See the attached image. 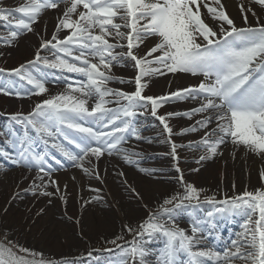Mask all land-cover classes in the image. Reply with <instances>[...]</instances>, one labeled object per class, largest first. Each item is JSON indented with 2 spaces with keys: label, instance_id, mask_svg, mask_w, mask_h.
Returning a JSON list of instances; mask_svg holds the SVG:
<instances>
[{
  "label": "snow or ice",
  "instance_id": "6c2138e0",
  "mask_svg": "<svg viewBox=\"0 0 264 264\" xmlns=\"http://www.w3.org/2000/svg\"><path fill=\"white\" fill-rule=\"evenodd\" d=\"M61 3L66 6L52 39L43 40L35 59L27 66L10 70V74L32 85L35 90L32 94L35 95L48 91L45 87L47 73L36 75L30 71L40 63L49 69L76 74L81 79L69 83L64 92L37 103L30 113L12 114L9 119L24 126L22 136L17 137L14 132L4 133L8 137L7 142L17 145V149L14 155H3L14 165L35 168L44 189L49 183L55 185L57 182L50 178L45 181L44 176L51 171L45 168L48 153L34 151L29 128L46 146L51 144V148L70 161L72 166L88 175L95 173L96 178L100 179L98 170L92 165V158L99 161L105 153L112 155L123 152L125 162L133 163L130 157L137 154L128 153L119 146L126 141L127 135L136 134L133 120L139 110L150 104L152 115L157 116V109L173 100L192 99L199 102L197 107L188 111L169 112L157 118L171 137L173 129L167 122L168 117L190 119L203 114L196 123L206 129L204 136L198 143L190 142L188 145L206 150L207 155L199 158L201 161L215 156L220 146L229 141L234 148L242 146L246 153L264 155V21L252 7L243 3L239 5L244 24L249 25L247 13L250 12L257 18L256 26L238 27L221 0H31V3L14 10L0 8V24H4L10 33L9 37L0 39L11 46L19 35L33 31L32 25L44 10H57ZM249 4L258 5L264 11V0H249ZM202 6L213 21L211 26L201 15ZM117 19L122 23H117ZM61 31H65L63 38L58 35ZM149 39L155 40L154 45L143 56L139 55L140 46ZM125 47L126 52L116 51ZM41 50H49L54 58L42 57ZM127 60L134 62L137 70L135 90L128 93L109 88L108 84L117 79L111 74L113 65L124 66L123 62ZM5 71L0 68V73ZM168 73H186L202 76L203 79L197 85L163 96L142 94L146 87L142 83L144 77ZM119 82L126 81L120 79ZM0 92L22 97L19 91L9 93L5 88H0ZM89 99L94 100L91 107L88 105ZM110 104L116 107H108ZM214 121L215 126L210 127ZM197 130L196 127L184 128L178 135ZM60 137L67 143H62ZM136 138L140 137L136 135ZM177 147L172 143L174 159ZM85 161L89 167H85ZM56 163L60 164L61 161L57 160ZM261 177L264 178V172ZM202 191L187 184L183 193L165 199L164 205L171 204L176 208L182 206L184 201L199 202ZM41 194L51 195L46 190ZM205 199L213 204L218 213L239 212L246 217L238 238L232 240L231 247L222 252L200 250V239H203L200 223L193 224L192 235L175 225L168 227L159 220L173 209L161 205L160 211L150 213L138 225L140 230L136 232L141 240L145 234L165 237L164 251L157 264H176L180 252L191 258L190 264H233L235 260L242 264H264V189L255 192L246 190L242 195L219 201L214 197ZM189 206L193 205L189 203ZM208 215L211 217L213 213ZM128 231L132 232L133 229L128 228ZM197 233H201L199 238ZM194 248L198 250L194 251ZM19 251L28 252L27 249ZM147 255L142 243L136 241L125 250L124 264H127L129 256L133 258V264H136V257H139L140 264H146ZM0 264L55 262L26 259L19 256L13 247L0 243Z\"/></svg>",
  "mask_w": 264,
  "mask_h": 264
},
{
  "label": "rangeland",
  "instance_id": "374dc122",
  "mask_svg": "<svg viewBox=\"0 0 264 264\" xmlns=\"http://www.w3.org/2000/svg\"><path fill=\"white\" fill-rule=\"evenodd\" d=\"M14 2L17 1L0 0V8L6 9L8 6H13L18 3L17 2L14 4ZM252 5L254 6V9L259 12V15L264 13V11L260 10L258 5ZM49 14L50 13H44V15L48 17ZM247 16L248 19L252 18L257 22V18L254 16L252 17L250 13H247ZM232 19L236 25L239 23L241 26L244 22L242 14L239 13V11H235ZM260 19L261 21H264V14L260 17ZM32 28L33 31L24 32L19 35L18 38L12 42L11 46H8L3 42V39H0L1 68L7 70L15 69L21 65H24L28 60L30 61L35 59L36 52L38 49H40V44L44 40V38L40 35L46 34V30L38 32L40 29L36 30V24L33 25ZM9 36L10 33L8 29L4 26V24H0V37L7 38ZM48 36L49 35L47 33L45 38ZM47 40H49V38H47ZM122 49L123 48H118L117 50ZM48 52L49 51L47 50H41L40 54L42 57L53 59V57H49ZM142 53L143 50L140 47L138 54L142 55ZM123 68L129 72H133L130 64ZM112 71L114 75L123 77V80L126 81L125 83H119L117 79L114 80L113 82L118 84L117 89L123 91L133 90L134 77H132V74L125 75L123 73V69L117 66H113ZM51 75L55 77L54 73H51ZM56 76L60 77V83L57 89L52 86H45L48 91L41 95L33 94L34 97L29 92L28 94L31 98L24 99L26 98L24 96L20 100H15L17 101V103H15L16 107L11 105L13 102V99H11L13 97L11 95H0V110L3 112L7 111L8 113L18 112L21 109L20 106L23 104L24 108L21 110L27 111L30 104L40 103L44 99L49 98L51 95H57L64 92L59 90V87L67 86L64 81L69 80L73 83L74 81L80 79L79 77L72 78L65 73H59L56 74ZM126 76H130V78H127ZM62 78H64V81H62ZM144 80L146 81V87L143 90L144 96L158 97L159 95H164L165 93L172 91V88L166 89L164 83L159 86V82L153 81V79L149 78V76H146ZM188 85H192L191 81H189ZM51 88L54 89L53 92L50 91ZM188 102L194 103V101H186L185 105ZM181 104H164L157 109V115L165 116L169 112H180V109L182 108ZM173 106H176V109H174L175 107ZM147 107L152 113L151 105L149 104ZM155 118L156 122H154L152 128L149 129L151 130L149 134L154 135V137L148 136L145 139L134 138L130 143H128L134 148H136V146L151 147L150 149L141 148L142 151L136 152L137 155H132L130 158L134 161L133 163H126L123 159L124 164L128 166L131 171L142 175V177L139 178L135 175H125V179L130 188H138L140 186L139 184L142 183H144L147 188L148 186L150 188H155L156 182H162L169 184L176 189L175 194L165 198L170 199L177 193H183L187 184H192L197 189L203 190L201 192L199 201L202 204L209 205H211V203L207 202L205 199L206 197H214L215 200L219 201L225 199L226 197H236L238 195H242L246 190L255 192L256 190L264 189V178L261 177V173L264 172V168L259 166L257 169H255V160H253V158L247 160L248 156H246L243 152V147H241L242 153H239V148H234V146L229 141L226 145L220 146V149L215 156L202 161L199 158L203 155H207L206 150L202 147H188L190 142L198 143L206 131V129L200 128L196 123L197 120L201 119L199 114L192 116L190 119L180 116L168 117L167 122L173 129V135L171 137H169L168 133L165 132L164 126L161 124L158 118L156 116ZM214 126L215 124L212 127ZM188 127H196L198 130L194 132H188L184 135H178L182 129ZM171 140H174L175 144L178 146L176 149L175 159L173 158L171 148V145L174 142L170 143L169 141ZM179 144L185 145L180 147ZM224 147H227L228 149V151L225 152L227 155L225 158H220V152L224 150ZM235 151H238V153H235ZM128 153L130 152L128 151ZM251 154L253 155L254 153ZM119 155L124 156V153L119 152ZM259 156L264 161L262 158L264 155ZM102 165L105 166V169L107 170L102 171L98 169L101 180L104 179V174L108 172H111L116 176L118 175L122 179V176L120 175L121 170L117 164L115 166L114 164L107 162L106 164ZM61 168L63 170L69 171L75 167L72 166V163L63 162L61 163ZM177 169H179V171H177ZM27 172L29 173V176L24 175L25 172L23 171V167L20 169L10 168L1 170L3 176L0 175V189L2 192L6 193H0V243H3L7 247L13 246L18 250L27 249V253H21L22 256L29 260L54 261L55 264H62V262H69V260L80 257L91 250L122 247L126 240L130 239L132 241V237L137 238L136 232L140 230L138 225L141 224L139 221L143 217L145 221V218L149 217L150 213L159 212L161 205L166 208H172L173 210L171 213L176 209L173 208V205L171 204L164 205L165 199L159 206L154 205L155 208H152V205H150L146 209H143L141 206H138V202L135 200V189H127L125 196L131 202L135 203V207L138 209L139 217L141 215L142 216L135 222L124 224L125 221L122 220L117 212L110 206L109 203L111 202V198H107L109 195L106 193L105 188H103V184H100L97 186V189L103 199L106 200L104 212L109 211V221L112 220L111 222H115L123 228V230H121L119 233L116 234L111 232V236L106 237L105 230L110 229L111 225H109L110 223L107 221V218L96 220L95 218L91 217V194L86 195V192L91 190H87V188L84 186L81 187L77 181H72V178H70L72 175H69V178H65L64 182L58 180L59 176L58 178L55 177L56 179L53 180H55L57 183L55 185L49 183L48 187L44 189L41 181L31 182L36 181V178L33 177L32 172ZM93 176H96L95 173H93ZM7 177L10 180H7ZM181 177L183 178V182H181ZM141 179L144 181H141ZM22 180H25V182L19 184V181ZM48 180L49 178H46L45 181ZM7 181H9L11 185L8 189L3 190V187L6 185ZM18 189L22 190L19 199L10 195L12 193L11 191L17 192ZM80 189L83 191H80ZM44 190L51 193V195H42L41 192ZM88 197L89 201H86V198ZM27 198L30 199L29 203L24 201V199ZM107 200H109V202H107ZM175 203L176 201L173 202V204ZM184 203H188V201H185ZM186 206L189 205L186 204ZM55 207L63 211L59 214V218L66 226L56 227L55 229L52 227L47 228L45 227L47 223L46 219L51 218L49 214L50 211L57 212ZM244 218L246 219V217ZM171 225L172 224L170 221L168 226ZM128 228H132L133 231L129 232ZM131 233L133 236H131ZM147 238H149V236L145 234L142 239L144 241H141V239L138 240L142 243L143 248L146 245L145 239ZM237 238L238 237L235 236L233 239H231L235 240ZM111 241H115V243H112ZM129 244L130 243L128 242L124 244V246ZM208 249H212V247H209ZM238 262L240 261L235 260L233 261V264Z\"/></svg>",
  "mask_w": 264,
  "mask_h": 264
},
{
  "label": "bare ground",
  "instance_id": "6f19581e",
  "mask_svg": "<svg viewBox=\"0 0 264 264\" xmlns=\"http://www.w3.org/2000/svg\"><path fill=\"white\" fill-rule=\"evenodd\" d=\"M199 1V0H198ZM206 2H209V0H206ZM228 0H221V3L225 6V10L227 12L228 15L232 16V11H230L231 9V5L227 4ZM242 2H238V6L237 9L239 7V5ZM66 6V5H65ZM212 6L216 7V5L214 3H212ZM249 6V5H247ZM65 7L60 6L59 9L57 10H50V14L49 17L46 15H43L40 17V21L43 25V27L45 28V32L48 33V35L50 37L53 36V33L56 31V24L58 22L59 17L61 16V11L63 10ZM256 11V10H255ZM250 13V12H249ZM257 15H258V11H256ZM264 13H262L261 16H263ZM250 15H252L250 13ZM117 23H121L122 21H120L119 19L116 20ZM43 29V28H42ZM44 30V29H43ZM60 38H63V36L65 35V32H60L59 34ZM155 43L154 39H149L148 41L145 42V46L146 49H149L150 47H152ZM144 46V47H145ZM145 49V50H146ZM155 77L150 76V78ZM192 80L191 78H187L185 76L179 75V74H172V75H163L160 77L153 78V81L155 82H159V85L163 84L164 85H171L172 88H176V87H180L185 85V87L183 88H187V84L189 83V81ZM180 88V89H183ZM61 90V88H59ZM167 95V94H165ZM92 99H89V101H91ZM194 103H192L191 105H193ZM192 107V106H191ZM213 125H211L212 127ZM235 153H238V151H235ZM247 157V160L252 159L255 160L254 162V168L257 169L259 166H262L264 168V161L261 159V157L259 156V154L254 153L253 155L249 152V153H245ZM220 157H225V154H222ZM264 159V156L262 157ZM104 160H106V157L103 158ZM114 162V160H112ZM93 162V161H92ZM116 163V161H115ZM86 167H89L88 164H86ZM122 170H127L126 174L129 175H135L138 178L142 177V175L140 174H136L134 171H131L130 168H126V167H121ZM96 169H100L102 171L105 170V166H100V167H96ZM57 176H59V180H61V182H64L65 178H69V175H72L70 178H72V181H77V183L79 185H81V187H86L87 190H91V191H87L86 195H90V198L92 200V202L90 204V214L91 217L95 218L96 220H102L107 218V221H109V211L104 212V207H105V202L106 200L103 199V197L101 196V194L99 193L97 186L100 184H103V188H105L106 193L109 195L107 198H111V202L109 203L110 206L117 212V214L119 215L120 218H122V220L126 221L127 224L131 223V222H135L136 220H138L139 215H138V209L137 207H135V203L131 202L126 196L125 193L128 189V186L126 185L125 181L121 178H119L120 176H116L115 174L108 172L106 174H104V179H97L96 176H93V174L88 175L85 174L81 169L79 171L76 170H69V171H65L64 174L62 173H58L56 174ZM7 180H10L8 177L6 178ZM141 181H144L141 179ZM11 185V183L9 181H7L6 185L3 187V190L8 189L9 186ZM140 186L139 188V194H137V202H138V206H142V204L145 202L146 205H150V204H160L165 197H168L172 194L175 193V189L173 186L169 185V184H164V183H157V187L156 188H150L148 186V188L145 186L144 183L139 184ZM80 191H83L82 189H80ZM12 193L10 194L11 196H13L14 198L19 199L20 194L22 192V190L18 189L17 192L15 191H11ZM0 193L1 194H5L6 192H2V190L0 189ZM84 199V198H82ZM88 198H86V201H89ZM3 201V200H2ZM25 202H30V199H24ZM107 202H109V200H107ZM107 204V203H106ZM55 210L57 212L54 211H50V217L51 218H47L46 219V226L45 227H52V228H56V227H65L66 225L62 223V220L59 218V214L63 211L59 210L57 207H55ZM89 217V216H88ZM112 220L109 221V225H111V228L108 230H105L106 237H110L111 236V232L112 233H119L121 230H123V228L116 224L115 222H111Z\"/></svg>",
  "mask_w": 264,
  "mask_h": 264
}]
</instances>
